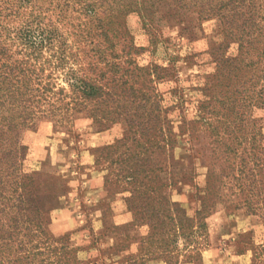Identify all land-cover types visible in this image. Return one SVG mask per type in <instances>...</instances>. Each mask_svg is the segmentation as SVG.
Here are the masks:
<instances>
[{"label": "rangeland", "instance_id": "obj_1", "mask_svg": "<svg viewBox=\"0 0 264 264\" xmlns=\"http://www.w3.org/2000/svg\"><path fill=\"white\" fill-rule=\"evenodd\" d=\"M128 25L135 47L140 48L134 60L141 67L166 69L155 77L144 73L140 81L155 88L171 109L177 138L174 150L155 155V162H163L159 163L163 172L156 168L151 186L147 185L153 188L146 195L152 200L149 205L162 216L151 220L150 213L139 208L147 187L134 195L127 180L117 176L116 155L99 159L97 149L124 137L125 120L103 132L85 116L70 125L45 120L24 139L30 148L26 171L37 174L35 183L48 212L46 229L54 240L48 242L46 258L61 256L62 264H73L71 255L75 264H203V252L212 246L228 243L248 250L247 223L241 222L245 233L235 232L236 244L222 237H232L241 218H264V86L258 88V103L255 88L247 85L254 101L248 103L243 131L226 134L218 105L210 122L211 115L201 119V107L209 105L210 98L219 99L227 84L235 89L233 81L224 79L220 85L222 77H218L214 51L222 28L219 20L181 25L163 19L148 29L132 15ZM236 48L232 44L227 57L232 58ZM46 125L52 129L47 135L42 132ZM140 151L145 154L140 144L129 142L128 151L121 150L126 152L122 160L132 165ZM72 198H78L79 204ZM59 212L61 227L70 231L56 234L52 225ZM123 212L129 214V221H122Z\"/></svg>", "mask_w": 264, "mask_h": 264}, {"label": "trees", "instance_id": "obj_2", "mask_svg": "<svg viewBox=\"0 0 264 264\" xmlns=\"http://www.w3.org/2000/svg\"><path fill=\"white\" fill-rule=\"evenodd\" d=\"M132 15L148 29L163 19L181 25L210 19L221 23L214 51L218 77L220 85L229 79L235 89L227 84L219 99L210 98L201 107L202 120L211 115L210 122L218 105L226 134H240L248 103L254 101L248 84L259 103L264 0H0V264H62L61 256L46 258L48 242L54 241L46 229L48 212L35 183L37 174L25 166L30 148L24 135L45 120L70 125L85 116L99 132L125 120L124 137L97 153L103 160L116 155L118 171L127 173L117 176L127 180L134 195L151 186L156 168L163 172L155 155L174 150L177 143L171 109L155 88L140 81L144 73L155 77L166 69L141 67L134 60L140 48L128 25ZM232 44L237 48L230 58ZM129 142L145 151L133 156L132 165L122 160L126 152L121 150L128 151ZM146 190L139 208L157 220L162 214L146 196L153 188ZM71 261L75 264L72 255Z\"/></svg>", "mask_w": 264, "mask_h": 264}, {"label": "crops", "instance_id": "obj_3", "mask_svg": "<svg viewBox=\"0 0 264 264\" xmlns=\"http://www.w3.org/2000/svg\"><path fill=\"white\" fill-rule=\"evenodd\" d=\"M51 127L46 125L42 128V132L45 131L46 135L51 131ZM90 186V185H89ZM99 191V187L95 192ZM72 201L79 204V199L72 198ZM75 204V203H74ZM63 212V211H60ZM60 212L58 216L60 215ZM69 214L68 212H66ZM72 213V212H71ZM123 222L130 220L129 214L123 212L120 214ZM243 223H247L248 229L251 232V247L248 250H241L238 245L232 247L229 244L212 246L205 250L202 254L203 264H264V218L257 215H250L238 220V223L234 227L232 237L224 235L222 238L230 239L231 243L236 244V233L239 236L241 233H245L246 229L242 227ZM62 217L56 219L52 225L54 233L61 234L66 231H70V228L61 227ZM236 232V233H235Z\"/></svg>", "mask_w": 264, "mask_h": 264}]
</instances>
